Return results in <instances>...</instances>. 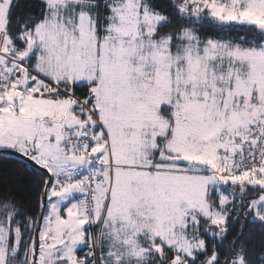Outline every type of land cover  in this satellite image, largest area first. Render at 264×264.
Instances as JSON below:
<instances>
[{
	"label": "snow or ice",
	"instance_id": "snow-or-ice-1",
	"mask_svg": "<svg viewBox=\"0 0 264 264\" xmlns=\"http://www.w3.org/2000/svg\"><path fill=\"white\" fill-rule=\"evenodd\" d=\"M21 7L0 151L34 199L0 195V264H264V0Z\"/></svg>",
	"mask_w": 264,
	"mask_h": 264
},
{
	"label": "trees",
	"instance_id": "trees-1",
	"mask_svg": "<svg viewBox=\"0 0 264 264\" xmlns=\"http://www.w3.org/2000/svg\"><path fill=\"white\" fill-rule=\"evenodd\" d=\"M38 0H21L22 7L17 15L36 9ZM33 166L30 161L23 159L16 153L0 151V195H8L24 206L25 202L34 199ZM258 242L259 232L252 237Z\"/></svg>",
	"mask_w": 264,
	"mask_h": 264
},
{
	"label": "water",
	"instance_id": "water-1",
	"mask_svg": "<svg viewBox=\"0 0 264 264\" xmlns=\"http://www.w3.org/2000/svg\"><path fill=\"white\" fill-rule=\"evenodd\" d=\"M8 152L13 153V152H11L10 150H9Z\"/></svg>",
	"mask_w": 264,
	"mask_h": 264
}]
</instances>
